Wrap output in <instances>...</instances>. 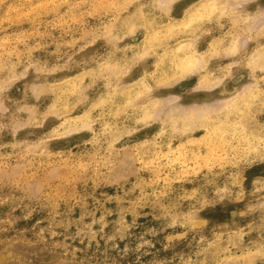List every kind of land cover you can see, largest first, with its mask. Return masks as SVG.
Listing matches in <instances>:
<instances>
[{"label": "rangeland", "instance_id": "rangeland-1", "mask_svg": "<svg viewBox=\"0 0 264 264\" xmlns=\"http://www.w3.org/2000/svg\"><path fill=\"white\" fill-rule=\"evenodd\" d=\"M167 1L0 0V264H264V0Z\"/></svg>", "mask_w": 264, "mask_h": 264}, {"label": "bare ground", "instance_id": "bare-ground-1", "mask_svg": "<svg viewBox=\"0 0 264 264\" xmlns=\"http://www.w3.org/2000/svg\"><path fill=\"white\" fill-rule=\"evenodd\" d=\"M171 1H172V0H171ZM171 1H170V2L167 1V2L170 4ZM215 1L217 2L218 0H207V4H208L209 2H210V3H211V2L213 3V2H215ZM160 3H161V1H160ZM205 7H206V6H205ZM198 8H199V7H198ZM196 11H197V10H196ZM198 12H199V11H198ZM191 13H192V12H191ZM193 13H194V12H193ZM188 15H189V14H188ZM262 49H263V48H262ZM262 49H261V50H262ZM258 52H259V51H258ZM260 55L263 56V55H264V51H261V53L259 52L258 56H260ZM258 56H257V57H258ZM258 58H259V57H258ZM193 59H194V60H193ZM194 61H195V58H191L190 62L194 63ZM187 62H188V61H187ZM190 62H188V63H190ZM196 63H197V62H196ZM188 65H190V67H191V66H194V65L191 64V63L188 64ZM201 79H203V78H201ZM202 81H203V80H202Z\"/></svg>", "mask_w": 264, "mask_h": 264}]
</instances>
